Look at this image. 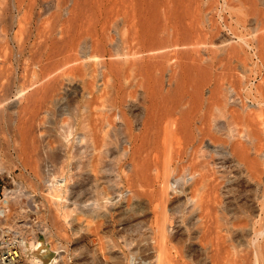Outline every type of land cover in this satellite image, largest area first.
Masks as SVG:
<instances>
[{"label":"bare ground","instance_id":"1","mask_svg":"<svg viewBox=\"0 0 264 264\" xmlns=\"http://www.w3.org/2000/svg\"><path fill=\"white\" fill-rule=\"evenodd\" d=\"M14 72L22 263L264 264V0H0Z\"/></svg>","mask_w":264,"mask_h":264},{"label":"rangeland","instance_id":"2","mask_svg":"<svg viewBox=\"0 0 264 264\" xmlns=\"http://www.w3.org/2000/svg\"><path fill=\"white\" fill-rule=\"evenodd\" d=\"M14 74H15V72H14ZM14 74L8 75V78L6 77L7 78L6 79L7 84L5 83V79H4L3 84H1L3 87L0 86V92L1 93L6 87H8V91H9V93H7L8 100L3 104L2 112L0 113L2 115V116L0 115L1 116V118H0V161L2 163H4V165L7 166L8 169L11 170L10 171L11 173H7V172L4 173L3 172L4 175L2 173H0V247L2 248L6 243H11V244L13 243V244H15V246H17V248H19V249L21 248V250L23 251V249L25 247H27V243L30 242V235H31L30 234L31 233L30 227H32L31 224L36 219L31 212H27V213L24 211H23L24 213L22 212L21 209L25 207L24 198L20 195L17 196V194L12 193V191L15 190V182L16 183L20 182L25 187L35 185L34 186L35 188H39L40 187L39 186L40 174L38 172V174H39L38 177H36L37 176L36 175L33 178H31L29 173L30 172L32 173V171H30L31 170L30 168L27 167L28 173H27V171L25 172L24 170H22L20 168L18 169L19 162L23 158L20 157L19 154H17L18 153L17 151L20 150V147H19V144L17 145V142H16L17 135H16L15 129H14L15 126H14V124H12L9 121L10 118L13 117V115H12V112H13L12 109L13 108L11 107V104L9 103V101H11L9 99H12L13 98L12 96H14V88L17 84V76H18V74H15V78H14L13 77ZM8 79H9V83H8ZM4 84H6L7 86ZM9 86H10V88H9ZM45 105H47V104H45ZM49 105L50 104H48V106ZM52 105L53 104H51V106H49L50 108L48 106L47 107L50 109L49 112L54 114V120L56 121L57 119H61V118H59V116H60V114H59L60 108L58 107L59 105H57V104H54L55 106L54 105L52 106ZM44 107H46V106H44ZM49 112L47 114L43 113L41 116L42 120L44 119L43 122L45 125H47L49 118H50ZM61 117L63 119V117H65V116L62 115ZM43 136L45 137L44 134H43ZM47 140H48V138L45 139V141H47ZM18 143H19V141H18ZM36 146H37V144H36ZM36 146H33V148ZM38 146H40V145H38ZM18 148H19V150H18ZM40 148L42 149L41 146H40ZM34 149H36V148H34ZM37 151H38V148H37ZM34 154L36 155V153H34ZM34 154L32 155L33 157L35 156ZM35 157H34L33 161L36 160ZM33 161L31 162L32 166L38 165V164H36V161L34 163L35 165H33ZM21 174H23V175H21ZM19 175H21V177ZM36 181H39V182H36ZM37 183H38V185H37ZM5 192H6V194H5ZM19 197H22V198H19ZM18 206H20V208H18ZM19 209L22 212V213L20 212L21 214H26V215H21L20 213H18ZM31 215H32V217H31ZM22 220L23 221L25 220V221L23 222ZM21 221H22V223H21ZM25 227H26V229H25ZM28 232H30V233H28ZM71 238H72V236H71ZM67 244L66 245L68 248H72L74 246V243L72 240H70V242H68ZM24 256H25V252L23 251V256L21 258L20 264H24V263H22V262H25Z\"/></svg>","mask_w":264,"mask_h":264}]
</instances>
